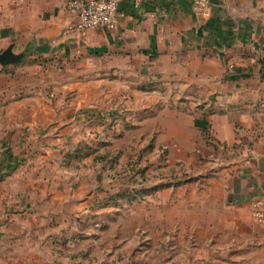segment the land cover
Returning <instances> with one entry per match:
<instances>
[{
    "label": "rangeland",
    "instance_id": "374dc122",
    "mask_svg": "<svg viewBox=\"0 0 264 264\" xmlns=\"http://www.w3.org/2000/svg\"><path fill=\"white\" fill-rule=\"evenodd\" d=\"M14 50L0 65V264H188L183 196L233 175L247 144L229 138L264 118L233 105L264 89V59L197 58L191 75L166 59ZM237 67L243 83L224 78Z\"/></svg>",
    "mask_w": 264,
    "mask_h": 264
},
{
    "label": "crops",
    "instance_id": "0c3cea01",
    "mask_svg": "<svg viewBox=\"0 0 264 264\" xmlns=\"http://www.w3.org/2000/svg\"><path fill=\"white\" fill-rule=\"evenodd\" d=\"M65 2L0 0V46L14 42L34 56L109 58L114 67L146 58L166 59L191 64V75H195L197 58L205 63H221L223 58H243L245 63H250L248 58L264 59V0H212L207 19L195 16L193 0H143L139 6L135 0H121L115 29L68 33L64 31L75 18ZM236 69L233 76L224 78L243 83L244 68ZM252 70L248 67L251 83L256 75ZM263 91L246 94L252 100L236 103L235 110H264V102H253ZM238 127L243 133L249 126L239 122ZM229 141L247 144L243 155L227 165L233 175L224 183L204 184L197 193L183 196L188 227L178 237L187 238L192 246L188 264H264V225L251 215V200L264 195V118L255 134L236 133Z\"/></svg>",
    "mask_w": 264,
    "mask_h": 264
},
{
    "label": "built area",
    "instance_id": "2783aa9c",
    "mask_svg": "<svg viewBox=\"0 0 264 264\" xmlns=\"http://www.w3.org/2000/svg\"><path fill=\"white\" fill-rule=\"evenodd\" d=\"M121 0H66L65 9L75 19L67 26L65 33L86 29L105 28L113 30L117 26V16ZM143 0H135L137 6ZM212 0H193V12L199 19H207L212 14ZM251 215L255 222L264 225V195L251 200Z\"/></svg>",
    "mask_w": 264,
    "mask_h": 264
},
{
    "label": "water",
    "instance_id": "95a60500",
    "mask_svg": "<svg viewBox=\"0 0 264 264\" xmlns=\"http://www.w3.org/2000/svg\"><path fill=\"white\" fill-rule=\"evenodd\" d=\"M15 44L11 43L8 45L7 48H5L1 53H0V65L1 66H7L13 63L18 62L19 60L22 59L24 56L25 52L22 51L20 53L16 52L14 50Z\"/></svg>",
    "mask_w": 264,
    "mask_h": 264
}]
</instances>
